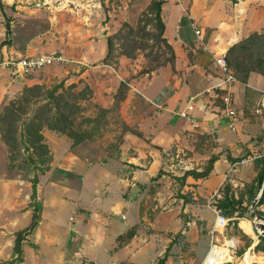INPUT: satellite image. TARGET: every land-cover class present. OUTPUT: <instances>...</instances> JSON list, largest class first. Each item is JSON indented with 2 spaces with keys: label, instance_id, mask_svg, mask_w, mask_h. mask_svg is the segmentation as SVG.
<instances>
[{
  "label": "rangeland",
  "instance_id": "rangeland-1",
  "mask_svg": "<svg viewBox=\"0 0 264 264\" xmlns=\"http://www.w3.org/2000/svg\"><path fill=\"white\" fill-rule=\"evenodd\" d=\"M152 1L20 0L14 2L10 17L14 21L10 23L9 30L7 27V33H11L10 40L13 39L19 44L32 43L39 49L37 55L56 53L62 55L65 61L55 62L41 69L25 73L26 77L34 78V82L29 86H23L13 95H9L1 104L0 144L6 151L4 170L7 176L16 177L19 175L22 178L30 179L34 174V164L27 158L19 134L24 121L36 117V121H40L43 125L42 133H47L50 130L63 134L58 130L48 128L49 125L55 124L57 112L53 100L47 98L46 94L59 83L62 84V87L58 89V92L64 93L67 100L72 103V106L65 108V113L71 121L68 126L76 133L84 135L73 145L81 142L86 149L90 148L91 154L88 153V156H91L92 161L99 162L101 165L107 164L108 157L121 140L125 125L124 112L140 116L155 114L161 121H166L165 124L170 122L173 126L176 125L174 122L181 120L175 112L183 108L188 96L182 94L176 103H173L174 97H172L169 101L162 102V105L154 103L152 99L150 101L146 97V94L152 97L150 93H147L149 86L160 87L163 77L167 76L169 71H171L170 74L176 75L179 71L181 73L184 71L177 70L176 59L172 60L170 50L149 35L157 31L154 9L151 6ZM15 6L20 7L15 8ZM162 6L165 8L161 11V17L167 27V34L171 37L174 33L173 27L181 12L174 3L169 2L166 5L163 3ZM129 26L133 28L134 33L130 34ZM178 33L182 39L188 42L187 48L193 47L194 42L191 41V38L194 37V29L192 25L184 26ZM29 39L34 40L30 41ZM108 39L112 41V50L108 58L105 59ZM120 58L124 62H120ZM119 65L124 67L120 76L111 69L112 67L117 69ZM74 68L80 69V71L87 68L98 69L95 70L97 75H93L95 72H91L92 76L99 83L104 80L108 90L115 89V93L123 83L124 99L115 104L114 93L112 103L108 107H103L107 110H101L102 106L93 100V91L84 79L81 78L78 82L67 80L69 76L75 75L76 72L72 71ZM103 69L106 71L103 72ZM193 71H190V75L194 78ZM98 75L102 76L98 77ZM39 79H41V83H39ZM129 83H134L142 90L138 92L132 89ZM35 84L41 85L40 96L36 94L37 90L25 89V87ZM129 90L133 91L134 97L140 98L143 102L138 104L139 101L131 97L126 103L125 98L128 96ZM219 95L220 92L211 99L214 106L221 107L222 101ZM46 103H50V109L43 106ZM4 105L10 107L13 112L5 111ZM166 107H170L174 112H168L165 110ZM173 126L171 135L174 138L165 151H162V147L159 145L152 146L159 150L161 157V162L155 172V176L160 172L159 176L149 179V182L141 188L143 191L137 198L127 202L124 209L126 218L123 220L117 218L120 227L127 229L136 224L137 230L136 241L132 247L126 250H120L117 240L114 241V248L118 250L121 264H133L127 262V258L132 253V258L139 264H157L163 256H165L163 264H199L209 248V237L206 235L204 224L207 219H213L215 216L208 205L211 202V194L208 197H192L193 190H187L184 187L187 184L186 180L183 185L180 177L188 169L197 171L205 169L209 158L216 155L214 151L219 144L213 132L192 127L189 130H181L177 134L176 130L179 127L174 128ZM131 127L135 129L136 126ZM71 140L73 142L72 138ZM34 155L39 164L41 158L45 157L41 152L36 151ZM144 158L146 163L151 160V156H144ZM257 160L264 162V157ZM41 165H45V163ZM251 165H253V161L238 163L236 172L231 173L230 177L242 173L243 178H247L253 171ZM110 166L115 173H120V165L117 162L115 165L110 163ZM53 173L54 177L63 181L72 179L61 169H55ZM93 177H90L88 189L92 188ZM45 180L44 177L40 190L41 197H48L49 194ZM226 183L222 185L223 188ZM187 186L195 187L196 184L188 183ZM130 189L125 188L118 191V196L124 197V193ZM243 189V185L230 188L236 193ZM22 190L23 196L28 189L24 186ZM182 190L185 194L182 193ZM56 195L61 197V193L58 194V191ZM67 195L78 197L74 191H70ZM116 195L117 190H111L109 197H116ZM179 195L185 197H179ZM213 199L217 201L219 198L214 197ZM253 200L244 197L243 216L236 223L230 221L227 232L233 233L241 240L239 251L252 247L256 254L257 264H264V251H255L252 246L258 241V228L254 226L255 214L251 211ZM256 209L258 212L264 213V202L256 205ZM63 210L60 221L63 220L66 223L69 215H73L69 206ZM245 235L250 237L249 246H245ZM147 237L149 238L147 243L135 249L134 246L137 243L140 244L142 239L147 240ZM242 247L244 248L242 249ZM114 248L112 247V249ZM236 255L240 256L238 253ZM98 256L101 259V254L98 253ZM246 259L250 263L253 258L247 254Z\"/></svg>",
  "mask_w": 264,
  "mask_h": 264
},
{
  "label": "crops",
  "instance_id": "crops-1",
  "mask_svg": "<svg viewBox=\"0 0 264 264\" xmlns=\"http://www.w3.org/2000/svg\"><path fill=\"white\" fill-rule=\"evenodd\" d=\"M16 1L20 0H0L2 5L0 43L9 33H7L8 25L10 26L14 21L10 17L11 7ZM169 2L177 5L181 15L173 27L172 38L167 34V27L164 36L174 50L177 70L184 71L182 73L179 71L177 75L170 74L169 71V74L163 77L160 87L149 86L147 93L152 97L147 94L146 97L162 105V102H167L172 97H174L173 103H176L182 94L188 96L187 100L194 96L196 108L192 119L186 121L180 118L181 120L174 122L176 125L173 126L170 122L165 124L166 121H161L155 114L140 116L124 112L125 124L129 127L135 125L141 136L131 131L123 132L118 146L113 153L111 152L105 165L92 161L91 156H88V153L91 154L90 148L86 149L81 142L73 145L71 138L55 131L42 133L51 160L48 170L38 174L36 199L41 204V210L35 228L23 241L22 261L17 264H121L118 250L114 248V241L128 228L120 227L117 218L122 220L126 218L124 209L127 202L135 200L143 191L141 188L149 182V179L155 177L161 157L159 150L152 146L159 145L162 151H165L174 138L171 135L172 126L179 127L176 130L177 134L192 127L213 132L219 144L214 151L216 154L219 153V158L213 163L208 176L186 179L187 184H196L195 187L187 184L184 186L189 191L193 190L192 197H208L215 189L219 188L221 191L222 185L226 182H230L232 186L244 185L256 175L261 165V161L257 159L253 160L251 165L253 171L247 178H243L242 173L230 177L228 170L232 162L226 158V155L230 154L231 157L237 158L264 151V106L261 115L253 112L256 105L264 101V75L250 72L246 83L235 79L230 84L229 91L239 113L236 130L232 131L228 119L222 116L220 107L212 104L211 98L216 97L217 85L223 81V76L215 65L212 55L202 51L195 43L193 47L187 48L188 42L177 32H180L184 26L194 24L197 28L203 29V41L209 49L217 53L221 50L227 51L229 46L250 33L264 32V0L236 2L165 0L164 4ZM18 7L20 6H15ZM164 8L165 6H162V9ZM6 20L9 23H6ZM193 40L194 37L191 38V41ZM37 51L39 49L29 42L19 44L12 39L10 43L0 44V106L9 95L34 82V78H28L25 74L12 75L6 65L7 59L37 55ZM120 62L124 60L120 58ZM180 65L182 67H179ZM123 68L119 65L117 69L113 67L111 69L120 76ZM95 70L98 69L87 68L80 71L74 68L72 71L76 72L75 75L69 76L67 80L78 82L81 78L84 79L93 91V100L102 107H108L113 101L115 89L108 90L104 80L99 83L91 74L95 72L96 74L93 75H97ZM105 71L106 69H103V72ZM190 71H193L194 78L190 75ZM129 85L138 92L142 90L134 83ZM131 97H134L132 90L125 98V102L127 103ZM134 98L139 101L138 104L143 102L138 97ZM165 110L174 112L170 107H166ZM177 112L178 110L175 114ZM182 121L184 123H181ZM5 152L0 144V264H8L7 261L13 257L15 232L33 223L36 213L30 205L31 182L19 175L16 177L6 175ZM144 156H151V160L146 163ZM116 162L120 165V173H115L111 169L110 163L115 165ZM55 169L65 171L72 179L63 181L54 177ZM44 177L49 191L48 197H41L40 190ZM90 177H93L94 181L91 184L92 188L88 189ZM24 186L28 191L22 196ZM136 187H139V190L134 195ZM125 188L131 189L124 193V197H119L118 191ZM111 190H117L116 197H109ZM57 191L58 194L61 193V197H57ZM70 191L77 193L78 197L68 196ZM182 193L185 194L183 190ZM67 206L70 207L73 216L69 215L65 223L60 219L63 209ZM213 220L214 218L207 219L204 224L207 237ZM225 233L234 235L227 231ZM136 239L137 233L128 243L119 246L120 250L132 247ZM148 239V237L147 240L142 239L140 244L134 246L135 249L147 243ZM218 239L222 240L220 235ZM98 253L101 254V259ZM132 255L127 258V262L139 264Z\"/></svg>",
  "mask_w": 264,
  "mask_h": 264
},
{
  "label": "trees",
  "instance_id": "trees-1",
  "mask_svg": "<svg viewBox=\"0 0 264 264\" xmlns=\"http://www.w3.org/2000/svg\"><path fill=\"white\" fill-rule=\"evenodd\" d=\"M232 2H236L237 0H231ZM165 0H153L151 2V6L154 9V21L156 25L157 31L155 33H150V37L155 39L156 42L162 43L167 49L170 50L172 55V60L174 61L175 53L172 46L167 41L166 37L164 36L165 31V23L161 17L162 5ZM2 9V5H0ZM6 23H9L6 20ZM130 34L134 33L133 28L129 26ZM10 35L8 33L6 38L0 43L1 45L10 43ZM112 50V41L108 39L107 41V53L105 55V59L108 58L110 52ZM170 60V59H169ZM226 61L228 68L230 69L231 73L235 77L236 80L246 83L247 78L250 72H258L264 75V32H253L247 35L246 37L242 38L241 40L233 43L226 51ZM123 83L118 88L117 93L114 94V102L118 104L122 99L125 97L124 93V85ZM75 86V85H70ZM62 87V84L59 83L55 85L52 89L47 91L46 97L51 98L54 102V107L56 113L55 124H51L48 126L51 130H58L63 134H66L70 138L73 139L72 144L79 141L80 138H83V134L76 133L75 131L69 128V120L68 115L65 113V108L68 106H72V103L69 102L67 96L64 93L58 92V89ZM26 90H37L36 94L40 96V89L41 85L35 84L30 87H25ZM217 92H222L221 90H217ZM50 103H46L45 108H49ZM42 106V107H43ZM4 110L7 112H13L12 109L6 105L3 106ZM50 109V108H49ZM101 110H107L106 108L100 107ZM2 116V115H1ZM90 120V119H87ZM42 124L39 121H36V117L30 118L28 121H24V125L21 128L19 134L20 139L22 141L23 150L29 158V160L34 164V174L30 177L29 181L31 182V193H30V205L33 207V211L37 212V219L39 218V212L41 210V204L37 201V183H38V174L43 173L45 170H48L49 163L51 160V155L49 153V148L47 144L44 142V136L41 132ZM131 131L134 134L141 136V132L137 129L129 127L128 125H124L123 132ZM41 152V154L45 157L41 158L40 164L36 160L34 153ZM227 159L230 162L238 161L242 157L233 158L230 154L226 155ZM219 158V154L212 155L208 160V165L205 169L197 171L194 169H188L184 171L183 175L180 177L181 184L184 185V182L188 176L193 177L194 179L203 178L208 176V174L212 170L213 163ZM45 163V165H41ZM261 165L250 182L244 183L243 191L236 193L231 191L232 185L230 183H226L224 188L221 190L222 195L221 198L217 199L215 205L219 208L222 213L230 218L231 222H238L239 218L243 216L244 207H242L244 202V197H249L251 200L255 198L257 195L261 184L264 179V162H260ZM160 171V170H159ZM160 173V172H159ZM159 173L153 177L156 178L159 176ZM179 197H185L184 195H179ZM185 201V200H184ZM187 202V201H185ZM264 202V193L261 197L260 201L257 205H260ZM263 216L264 213L260 212ZM229 221V222H230ZM37 222L31 223L29 226L25 227L24 229L17 230L15 232L14 244H13V257L7 261L8 264H17L22 261V245L23 241L26 239V236L30 234L33 229L35 228ZM137 233L136 224L131 225L125 232L119 234L117 236V243L118 246H123L128 243L133 236ZM246 236L245 246L250 245V237ZM244 247H242L243 249ZM255 251H264V237L258 235V242L254 245ZM244 251H238V254H242ZM166 252V251H165ZM165 261V256L161 257L157 264H163Z\"/></svg>",
  "mask_w": 264,
  "mask_h": 264
},
{
  "label": "built area",
  "instance_id": "built-area-1",
  "mask_svg": "<svg viewBox=\"0 0 264 264\" xmlns=\"http://www.w3.org/2000/svg\"><path fill=\"white\" fill-rule=\"evenodd\" d=\"M194 29V40L195 45L200 48L202 51L209 52L215 62V65L219 69L220 73L223 76V81L217 85V90H221L219 97L222 101V106L220 107L222 116L226 117L229 121V128L232 131L236 130V123L239 120V113L237 108L233 103L231 93L229 91L230 84L235 80V77L228 68L226 61V50H221L217 53L215 50H211L204 43V31L201 28H197L196 25L192 24ZM65 58L56 53L52 54H42V55H31V56H19L8 58L6 65L10 69V73L14 76L25 74L27 72L41 69L42 67L51 65L55 62H63ZM216 90V96L218 92ZM195 97H190L183 108L178 110V116L186 121L192 119L196 104L194 101ZM264 101L257 104L254 108V114L261 115L263 113ZM264 151L260 153H254L242 157L238 161H234L230 164L228 174L234 173L236 171V165L238 163H245L248 161H253L255 159L263 158ZM211 202L208 203L210 208L213 210L215 216L213 223L208 231L209 233V248L199 264H257L256 254L253 251L252 247L244 248V251L240 256L236 254L239 251L241 240L236 235H226L228 229V224L230 218L225 216L222 211L216 207L214 197L220 198L221 191L220 189H215L211 195ZM213 199V200H212ZM213 202V203H212ZM218 235L221 236L222 240L219 241ZM247 254L252 256V260L248 263L246 260Z\"/></svg>",
  "mask_w": 264,
  "mask_h": 264
},
{
  "label": "water",
  "instance_id": "water-1",
  "mask_svg": "<svg viewBox=\"0 0 264 264\" xmlns=\"http://www.w3.org/2000/svg\"><path fill=\"white\" fill-rule=\"evenodd\" d=\"M9 29H10V26L8 25V30H9ZM138 190H139V187H136V189L134 190V195L138 192ZM263 193H264V179H263V182H262V184H261V187H260V189H259L257 195L255 196V198H254V200H253V202H252V204H251V211L255 214V221H254V224H255L254 226H255V228H257V227H261V226L264 224V223H263L262 225H260L259 223H256V220H258V219H262L263 222H264V216H263L260 212H258L257 209H256V205H257V203L260 201L261 197L263 196ZM36 220H37V212H36L35 215H34L33 223H35ZM257 232H258V235L264 237V231L261 232V231H258V230H257ZM258 235H257V237H258ZM257 242H258V241H257ZM255 244H256V243H254L252 246H254Z\"/></svg>",
  "mask_w": 264,
  "mask_h": 264
},
{
  "label": "bare ground",
  "instance_id": "bare-ground-1",
  "mask_svg": "<svg viewBox=\"0 0 264 264\" xmlns=\"http://www.w3.org/2000/svg\"><path fill=\"white\" fill-rule=\"evenodd\" d=\"M256 223H259L260 225H262L264 222L262 219H258V220H256ZM257 228L259 231L263 232L264 231V224L261 227H257Z\"/></svg>",
  "mask_w": 264,
  "mask_h": 264
}]
</instances>
